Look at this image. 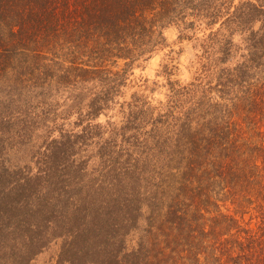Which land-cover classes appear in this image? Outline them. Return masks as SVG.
Returning <instances> with one entry per match:
<instances>
[{
  "label": "trees",
  "instance_id": "obj_1",
  "mask_svg": "<svg viewBox=\"0 0 264 264\" xmlns=\"http://www.w3.org/2000/svg\"><path fill=\"white\" fill-rule=\"evenodd\" d=\"M170 27L196 75L126 99ZM55 242L57 264H264V0H0V264Z\"/></svg>",
  "mask_w": 264,
  "mask_h": 264
},
{
  "label": "rangeland",
  "instance_id": "obj_2",
  "mask_svg": "<svg viewBox=\"0 0 264 264\" xmlns=\"http://www.w3.org/2000/svg\"><path fill=\"white\" fill-rule=\"evenodd\" d=\"M164 34L167 41L165 47L157 51L148 61H140L133 69L130 76V88L127 90L126 99H129L134 92L143 93L155 103L164 99L167 89L165 87L166 80L162 77V72L165 70L166 65H169L173 73V80L186 83L196 75L197 70L191 68V62L195 54L192 45L187 41L183 42L179 39L180 31L176 27L166 29ZM202 35L203 33L199 34V36ZM171 58L174 59L173 63H171ZM175 58L177 60H175ZM166 71H169V69ZM105 121V117L100 119V122ZM38 128L37 134H45L47 131V125L41 124ZM39 145L40 142H38L37 146ZM28 147L27 150H22V153H14L16 162L29 161L34 147ZM60 247L61 242L53 243L36 257L33 264H57Z\"/></svg>",
  "mask_w": 264,
  "mask_h": 264
}]
</instances>
